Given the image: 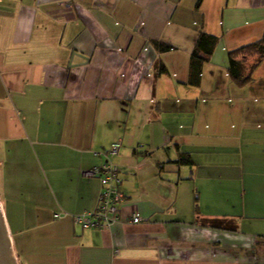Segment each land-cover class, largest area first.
<instances>
[{"label": "crops", "instance_id": "0c3cea01", "mask_svg": "<svg viewBox=\"0 0 264 264\" xmlns=\"http://www.w3.org/2000/svg\"><path fill=\"white\" fill-rule=\"evenodd\" d=\"M197 1H0V206L17 264H264V57H238L244 86L228 74L229 52L264 42V0ZM200 31L217 42L192 85ZM115 141L120 215L143 221L54 218L96 208L82 170Z\"/></svg>", "mask_w": 264, "mask_h": 264}, {"label": "built area", "instance_id": "2783aa9c", "mask_svg": "<svg viewBox=\"0 0 264 264\" xmlns=\"http://www.w3.org/2000/svg\"><path fill=\"white\" fill-rule=\"evenodd\" d=\"M1 1V0H0ZM121 147L120 141L111 143L106 151L104 164L82 170V175L89 179H96L101 185V191L97 197L96 208L92 211H84L78 214L68 215L64 212L54 214V218L70 216L74 226L80 229H104L112 223L139 224L143 218L139 213L133 211L127 219H122L120 215V204L124 195L121 190V179L119 169L114 163Z\"/></svg>", "mask_w": 264, "mask_h": 264}, {"label": "trees", "instance_id": "16d2710c", "mask_svg": "<svg viewBox=\"0 0 264 264\" xmlns=\"http://www.w3.org/2000/svg\"><path fill=\"white\" fill-rule=\"evenodd\" d=\"M200 1L201 0L197 1L196 8L199 7ZM216 42L217 39L215 37L205 34L202 31L198 33V37L190 55V84L198 85L202 64L209 61L215 48ZM153 45L156 49L162 52L171 50L170 46L164 45L162 43L153 42ZM252 54H256L257 59L256 62L251 66V68H253L264 57V42H257L228 53V74L236 85L244 86L249 80V76H242L243 63L241 60H237L238 57L248 56ZM159 71L163 72L164 69L160 67ZM176 162L180 164H190L189 159L183 158L179 159Z\"/></svg>", "mask_w": 264, "mask_h": 264}, {"label": "water", "instance_id": "95a60500", "mask_svg": "<svg viewBox=\"0 0 264 264\" xmlns=\"http://www.w3.org/2000/svg\"><path fill=\"white\" fill-rule=\"evenodd\" d=\"M0 264H17L0 206Z\"/></svg>", "mask_w": 264, "mask_h": 264}]
</instances>
